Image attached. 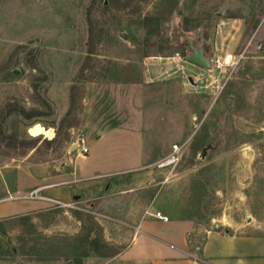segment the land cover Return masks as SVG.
Returning a JSON list of instances; mask_svg holds the SVG:
<instances>
[{
	"label": "rangeland",
	"instance_id": "obj_1",
	"mask_svg": "<svg viewBox=\"0 0 264 264\" xmlns=\"http://www.w3.org/2000/svg\"><path fill=\"white\" fill-rule=\"evenodd\" d=\"M263 191L264 0H0V264L109 255L157 211L193 252Z\"/></svg>",
	"mask_w": 264,
	"mask_h": 264
},
{
	"label": "crops",
	"instance_id": "obj_2",
	"mask_svg": "<svg viewBox=\"0 0 264 264\" xmlns=\"http://www.w3.org/2000/svg\"><path fill=\"white\" fill-rule=\"evenodd\" d=\"M61 192L65 193V199H61H68L70 190L66 187L53 189L49 194L58 198ZM248 223L244 232L238 234L207 231L202 244L192 252L186 222L163 221L144 212L129 225L132 231L125 247L109 255L82 251L71 264H264V191L260 212Z\"/></svg>",
	"mask_w": 264,
	"mask_h": 264
},
{
	"label": "water",
	"instance_id": "obj_3",
	"mask_svg": "<svg viewBox=\"0 0 264 264\" xmlns=\"http://www.w3.org/2000/svg\"><path fill=\"white\" fill-rule=\"evenodd\" d=\"M175 41L178 44L186 47L188 51L187 54L185 55L186 60L204 69H207V70L211 69L210 58L206 55L205 50L201 45L199 37L192 38V37L186 36V37L181 38L179 36H176Z\"/></svg>",
	"mask_w": 264,
	"mask_h": 264
},
{
	"label": "built area",
	"instance_id": "obj_4",
	"mask_svg": "<svg viewBox=\"0 0 264 264\" xmlns=\"http://www.w3.org/2000/svg\"><path fill=\"white\" fill-rule=\"evenodd\" d=\"M210 62H211V69L221 70L223 68H232L236 66L238 60L234 57L233 54L226 53L222 56L216 55L214 58H210ZM167 162L169 163V161ZM154 215L162 219L163 221H167L168 219L167 216L161 214L159 211H157Z\"/></svg>",
	"mask_w": 264,
	"mask_h": 264
},
{
	"label": "bare ground",
	"instance_id": "obj_5",
	"mask_svg": "<svg viewBox=\"0 0 264 264\" xmlns=\"http://www.w3.org/2000/svg\"><path fill=\"white\" fill-rule=\"evenodd\" d=\"M27 132H28V134H30L32 136L44 135L46 137H52V135H53L51 128H45L39 123H35V124L31 125L27 129Z\"/></svg>",
	"mask_w": 264,
	"mask_h": 264
}]
</instances>
